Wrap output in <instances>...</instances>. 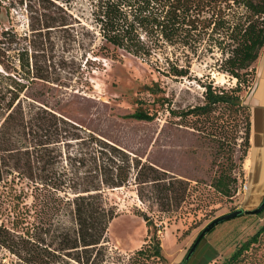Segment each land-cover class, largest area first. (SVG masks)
<instances>
[{
	"label": "trees",
	"instance_id": "16d2710c",
	"mask_svg": "<svg viewBox=\"0 0 264 264\" xmlns=\"http://www.w3.org/2000/svg\"><path fill=\"white\" fill-rule=\"evenodd\" d=\"M35 4L36 25H30V39L16 54V67L8 71L0 59L4 77L14 85L0 87V183H24L30 190L29 195L16 196L17 202L0 219V264H158L164 260L156 234L162 224L154 225L152 234L148 228V238L126 261L111 256L107 230L119 212L108 191L127 186L133 178L141 200L146 188V201L170 212L190 196L189 183L86 132L45 105L42 98L50 87L71 89L81 76L76 77L73 69L64 74L49 71L40 62L39 55L47 44L51 46L49 37L42 41V33L59 32L64 42L77 44L84 52L95 43L98 51H123L152 63L172 79H189L193 60L217 54L218 71L234 79L235 85L223 88L209 82L201 104L169 111L181 119L180 124L195 117L203 129L191 128L209 134L218 129L213 114L218 105H246L239 92L242 84L249 92L255 83V77L249 82L246 76H253V63L264 48V0H36ZM8 33L3 29L0 37ZM7 50L0 38V53ZM36 81L46 88L32 91ZM250 115L249 110V131ZM130 117L153 119L141 111ZM230 177L221 172L211 186L230 196V182H236ZM263 213L264 209L257 215ZM220 264H264V226Z\"/></svg>",
	"mask_w": 264,
	"mask_h": 264
},
{
	"label": "rangeland",
	"instance_id": "374dc122",
	"mask_svg": "<svg viewBox=\"0 0 264 264\" xmlns=\"http://www.w3.org/2000/svg\"><path fill=\"white\" fill-rule=\"evenodd\" d=\"M35 1L0 0V32L9 29L6 37H0L8 48L5 54L0 53V59L8 71L16 67V54L30 39V25H36ZM28 5L31 13L27 11ZM42 34L45 37L42 41L49 37L51 46L47 44L44 54L39 55L40 62H45L49 71L60 70L64 74L73 69L76 77L81 76L68 90L49 86L50 91L42 98L45 105L86 132L189 183L190 196L170 212H162L147 202L146 188L141 190L144 194L141 200L133 178L127 186L108 191L119 212L107 230L111 256L119 255L126 261L128 254L144 244L148 228L152 234L153 226L162 224L156 234L164 260L158 264H182L208 222L237 209L252 210L260 204L264 195V48L253 63V76H246L249 82L255 77L253 87L247 92L248 88L241 85L240 101L246 105H218L213 113L218 129L207 134L191 128L197 125L203 129L195 117L180 124L181 119L169 111L201 104L204 86L209 82L223 88L235 85L234 79L218 71L217 54L193 60L189 79H172L156 71L152 63L123 51H98L95 43L92 50L84 52L77 44L64 42L59 32ZM5 74L0 65V87L13 89ZM45 88L40 81L30 86L32 91ZM136 111L153 119L131 118ZM221 172L236 180L230 182V196L221 195L211 186ZM24 193L30 194L24 183H0V219L8 206L17 202L16 196ZM263 226L264 213L260 216L242 213L218 223L205 234L184 264H220Z\"/></svg>",
	"mask_w": 264,
	"mask_h": 264
},
{
	"label": "water",
	"instance_id": "95a60500",
	"mask_svg": "<svg viewBox=\"0 0 264 264\" xmlns=\"http://www.w3.org/2000/svg\"><path fill=\"white\" fill-rule=\"evenodd\" d=\"M264 209V195L263 198L260 202V204L252 209V210H243V209H237L234 210L232 212L223 214L221 216H218L214 219H212L210 222H208L198 233V235L196 236L194 242L192 243L191 247L189 248L184 260L187 261L190 256L193 254V252L195 251V249L197 248L198 244L200 243V241L203 239V237L205 236V234L211 229L213 228L215 225H217L218 223H221L223 221L232 219L234 217H237L239 215H241L242 213H250V214H258L261 210ZM184 264V263H182Z\"/></svg>",
	"mask_w": 264,
	"mask_h": 264
},
{
	"label": "bare ground",
	"instance_id": "6f19581e",
	"mask_svg": "<svg viewBox=\"0 0 264 264\" xmlns=\"http://www.w3.org/2000/svg\"><path fill=\"white\" fill-rule=\"evenodd\" d=\"M257 92H258V91H257ZM259 92H260V91H259ZM256 95H257V94H256ZM260 95H261V94H260ZM258 96H259V95H258ZM253 132H254V131H253ZM254 133H258V132H254ZM254 133H253V134H254ZM252 138H253V140H255V138H254V137H252ZM253 142H254V141H253Z\"/></svg>",
	"mask_w": 264,
	"mask_h": 264
},
{
	"label": "built area",
	"instance_id": "2783aa9c",
	"mask_svg": "<svg viewBox=\"0 0 264 264\" xmlns=\"http://www.w3.org/2000/svg\"><path fill=\"white\" fill-rule=\"evenodd\" d=\"M246 188V187H245Z\"/></svg>",
	"mask_w": 264,
	"mask_h": 264
}]
</instances>
